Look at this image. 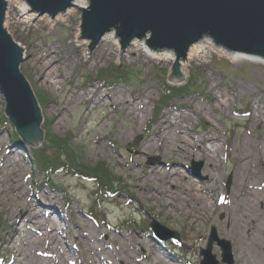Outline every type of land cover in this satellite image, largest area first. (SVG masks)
Returning <instances> with one entry per match:
<instances>
[{"label":"rangeland","instance_id":"obj_1","mask_svg":"<svg viewBox=\"0 0 264 264\" xmlns=\"http://www.w3.org/2000/svg\"><path fill=\"white\" fill-rule=\"evenodd\" d=\"M6 1L10 4L4 26L23 49L20 72L39 105L44 142L47 134L71 136V146L82 163L103 165L124 182L127 191L120 186L114 197L96 202L93 183L72 175L54 178L58 189H34L38 176L25 156H30L33 146L14 140L15 128L9 120L1 119L5 100L0 94V264H199L200 251L206 249L212 228L218 239L229 242L233 264H264V65L247 58L233 62L232 54L251 55L215 45L227 54L205 50L183 68L178 65L179 76L171 81L175 61L149 60L144 46L131 42L123 48L110 35L90 51V41L80 33L81 8L88 7L87 0L86 6L82 0L73 1L75 5L56 21V16L30 13L25 0ZM23 5L27 10L23 11ZM146 36L142 39L148 41L150 35ZM35 46L42 47V54L52 51L50 60L58 62L50 79L58 82L55 90L31 60L37 52ZM111 64L133 70L131 79L102 83L98 70ZM89 76L94 80L90 84ZM163 76L174 84L184 85L188 77L195 83L190 91L165 105L160 98ZM95 90L103 95L120 91L125 102L119 105L103 100V96L98 99ZM140 92H147V96L137 99ZM132 106L137 109L134 116L127 114ZM165 115H170L174 128L166 130L171 143H156L144 151ZM176 136L190 143H181ZM208 136L216 137L212 160L200 155L203 146L210 149L209 144L200 142ZM242 150L252 161L245 172L238 170ZM10 151L13 154L9 156ZM192 162L202 163L198 177L189 169ZM166 168H172L183 181L210 190L205 213L201 200L185 202L177 190L175 198L160 197L161 186L178 183L167 181L166 171L171 170ZM175 173L172 179H177ZM250 186L255 189L251 191ZM29 202L37 217L55 229L42 227L43 234L27 229L20 206ZM92 207L95 216L90 213ZM243 207L250 213L259 212L263 223V233L254 232L251 239L245 238L246 219L239 213ZM8 217L15 221L6 234L3 229ZM150 218L176 231L177 243L153 240L146 228ZM211 253L218 264H224L217 244L212 245ZM240 254L245 255V261Z\"/></svg>","mask_w":264,"mask_h":264},{"label":"water","instance_id":"obj_2","mask_svg":"<svg viewBox=\"0 0 264 264\" xmlns=\"http://www.w3.org/2000/svg\"><path fill=\"white\" fill-rule=\"evenodd\" d=\"M74 0H25L30 13L55 17L75 4ZM81 8L80 33L90 41L92 51L104 35L115 30L119 44L127 48L135 39L149 34L146 45L152 49H168L175 53L173 76H179L178 65L186 58L189 47L204 36L229 52L264 59V0H87ZM7 1L0 0V94L5 100V115L15 128L21 142L41 146L43 122L37 100L20 72L23 49L7 32L4 21ZM182 80V77L179 81ZM202 163L192 162L189 169L198 177ZM229 175L225 181L228 192ZM148 228L152 239L175 245L176 231L154 218ZM221 251V262L233 264L227 240L218 239L212 228L206 249L200 251L199 264H218L211 253L212 245Z\"/></svg>","mask_w":264,"mask_h":264},{"label":"bare ground","instance_id":"obj_3","mask_svg":"<svg viewBox=\"0 0 264 264\" xmlns=\"http://www.w3.org/2000/svg\"><path fill=\"white\" fill-rule=\"evenodd\" d=\"M75 1V0H74ZM82 6H86V2L84 0L81 1ZM9 2L7 3V8L9 7ZM22 9H24L23 11L27 10L26 6H22ZM7 12V10H6ZM7 14V13H6ZM64 15V13H60L58 15H56V17L54 18L53 21H56L58 18L62 17ZM114 31H109L108 33H106L103 37V39H106L108 36L112 35L113 38H115V42L117 44H119L118 39L116 38V36H114ZM147 35V34H146ZM147 37V36H146ZM84 43H86V41H84ZM132 44H137V46H144L146 49V52L144 54V56L146 58L150 59H155V60H159V61H175V54L172 51H155L150 49L147 45H146V40L145 39H135L132 41ZM35 50L37 51L34 55L32 54L31 56V60L35 62V65L38 69H42L43 70V80L48 84V86L51 87L52 90H55V85L58 83L57 81L54 82H50V79H52L53 77H51L52 71L54 69H56L58 67V62L56 60H50L52 58V51L49 53H45L42 54L41 53V48L42 47H34ZM205 50H210V51H214L216 50L217 52H219L220 54H227V52L224 49H220L218 47H215V44L213 43V41L210 38H202L200 41L192 44L186 54V58L185 59H181L179 61V66L181 68L184 67V65L186 64V62H188L189 59H196L199 58L201 56V54H203V52ZM140 52V51H138ZM231 60L234 61H240L243 60L245 58L262 64L264 65V59L259 58V57H249V56H242V55H238V54H232L231 55ZM45 61H49L48 64ZM49 66V67H48ZM95 93H97V97L98 99H101L100 97L103 96V100L107 99L109 100L111 103L113 104H119L122 105L123 102H125V98L123 96V93L118 91L115 93H108L105 92L104 95L102 94V92L100 91H94ZM147 96V92L145 93H138L136 95L137 99H142L145 98ZM123 107V106H122ZM136 107L134 108V106H132L131 108H128L127 110V114L128 115H135L136 114ZM137 117V116H136ZM170 129H174L172 127V123L170 122V115H165L162 116V118L157 122L156 124V128L153 131V136L150 138L149 143H147L145 145V147L143 148L144 151L148 150L150 151L151 148H153V145L156 143H163V144H170L172 138L168 137V133H166V130H170ZM177 137V136H176ZM177 138H181L182 142L181 143H190V141L184 139V137H177ZM171 139V140H170ZM216 140V137L214 136H208L206 139H202L200 142L201 144L203 143H207L210 145V149H208L205 146H203V150H201V156L205 159V160H212L214 159V156L211 157L210 153L215 152V148H214V141ZM179 148V149H178ZM180 150V147H177V151ZM175 152V156L178 154V152ZM11 154H13V151L8 152V155L10 156ZM9 162V160H8ZM252 161L250 160V156L248 154H246V151L242 150L241 152V161H240V165L238 167V170L240 171H247L248 168L251 166ZM165 166H167V164L165 163ZM166 170H171L170 172L166 171V179L167 181H171L170 183L173 182H178L176 183L173 187H170L172 185L169 186H161L160 188V197L161 195H163L164 197H173L175 198V195L177 194V192H180V198L184 199L185 202L190 201L191 198V202L192 200H201L202 201V205L201 207L203 208V212L207 211L209 209L208 206V196L207 191H210L209 189L207 190L205 187H203L202 185H196V183L192 184L189 183L188 180L183 181L182 178H180V176L175 173V171H172L173 169L170 168H166ZM177 176V179L174 177L173 179L171 178V174ZM1 176V175H0ZM165 179V180H166ZM181 179V181H180ZM211 181V180H209ZM180 182V185H178ZM16 183H18L16 181ZM15 183V186H17V184ZM1 187V185H0ZM170 188V189H169ZM178 188V189H177ZM252 191V189H255L254 186H250L249 187ZM177 190V192L175 191ZM250 191V192H251ZM250 192H248V197H250ZM0 193H3L2 190H0ZM54 198V197H53ZM6 200V199H5ZM56 202V201H55ZM253 202V200H252ZM0 204H3V201L0 200ZM189 209L191 207V204L188 203ZM198 204L196 206V208L198 209ZM247 205H244V207H246ZM243 207L242 210H239V213L246 219V239H251L254 232H258V233H263V223L260 222L258 216H259V212L255 211V212H247L246 209ZM192 208V207H191ZM20 213L23 215L22 220L25 222V226L27 227V229H30L31 232H35L38 234H43L42 233V227L48 228L47 230H53L55 228H53L52 224L48 221L43 220L42 218H39L37 216H39L36 212V208L31 204V202H29V204H25L20 206ZM185 213V212H184ZM205 213V212H204ZM193 214V213H192ZM193 218V217H192ZM15 221V218H10L8 217L6 219V223L4 226L3 231L8 234L7 229L9 227V225H12ZM263 224V225H262ZM37 225V226H36ZM35 227V228H34ZM46 231V230H45ZM19 234V233H17ZM46 235V234H45ZM29 242V240H28ZM27 242V243H28ZM111 253V252H110ZM113 256L116 255V251L113 252ZM111 253V255H112ZM117 256V255H116ZM240 257L245 261V255L240 254Z\"/></svg>","mask_w":264,"mask_h":264},{"label":"trees","instance_id":"obj_4","mask_svg":"<svg viewBox=\"0 0 264 264\" xmlns=\"http://www.w3.org/2000/svg\"><path fill=\"white\" fill-rule=\"evenodd\" d=\"M132 71L125 66L115 64L108 65L105 69L98 70V79L107 85H112L118 81H128L131 79ZM165 77L163 76L162 80ZM188 82L183 84H174L165 78L161 85L164 90L161 94L163 104L169 103L173 98L187 93L191 90V86L195 81L190 77ZM94 80L90 76L87 77L88 84ZM187 81V80H186ZM182 83V82H181ZM245 113V112H244ZM242 113V114H244ZM248 113V112H247ZM2 121H8L5 115H2ZM15 133V141H20L19 136ZM48 140L44 142V137L40 147L30 148V156L25 153L27 160L30 162L34 173L38 176V182L34 189H39L43 186H50L58 189L59 185L54 182V178L58 175H72L80 180L92 182L96 190L94 192V199L100 202L102 197H114L120 191L116 190L118 187H123L124 182L119 178L114 177L107 168L103 165H87L80 161L76 152L71 146V136L58 137L53 134H47ZM90 208L91 215L95 216V211Z\"/></svg>","mask_w":264,"mask_h":264}]
</instances>
